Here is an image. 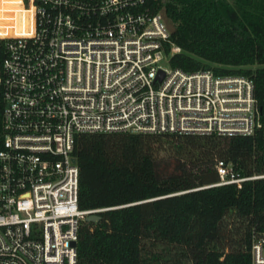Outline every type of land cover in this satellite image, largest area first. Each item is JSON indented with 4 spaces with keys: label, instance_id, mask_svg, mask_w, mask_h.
Instances as JSON below:
<instances>
[{
    "label": "built area",
    "instance_id": "1",
    "mask_svg": "<svg viewBox=\"0 0 264 264\" xmlns=\"http://www.w3.org/2000/svg\"><path fill=\"white\" fill-rule=\"evenodd\" d=\"M150 1L0 3V264H77L80 225L99 211L79 207L78 135H252L261 126L252 77L171 63L176 54L254 59L175 41ZM218 172L219 185L251 178L224 161ZM252 264H264V236Z\"/></svg>",
    "mask_w": 264,
    "mask_h": 264
},
{
    "label": "trees",
    "instance_id": "2",
    "mask_svg": "<svg viewBox=\"0 0 264 264\" xmlns=\"http://www.w3.org/2000/svg\"><path fill=\"white\" fill-rule=\"evenodd\" d=\"M149 4L164 10L175 41L198 52L231 60L253 52L251 64L188 54L171 63L252 77L261 126L252 135H78L79 207L100 220L82 221L77 264H252L264 236V0ZM219 161L251 178L219 185Z\"/></svg>",
    "mask_w": 264,
    "mask_h": 264
},
{
    "label": "water",
    "instance_id": "3",
    "mask_svg": "<svg viewBox=\"0 0 264 264\" xmlns=\"http://www.w3.org/2000/svg\"><path fill=\"white\" fill-rule=\"evenodd\" d=\"M253 58H254V57H253V52H252V55H251V56H243V57H242V59H243L244 61H251ZM163 75H164V72H163V71H160V76L158 77V79H161ZM99 212H100V211L90 213V214L87 216L86 220H88V221H92V222H95V221L100 220Z\"/></svg>",
    "mask_w": 264,
    "mask_h": 264
},
{
    "label": "rangeland",
    "instance_id": "4",
    "mask_svg": "<svg viewBox=\"0 0 264 264\" xmlns=\"http://www.w3.org/2000/svg\"><path fill=\"white\" fill-rule=\"evenodd\" d=\"M170 23V22H169ZM170 25H171V23H170ZM248 42V41H247Z\"/></svg>",
    "mask_w": 264,
    "mask_h": 264
}]
</instances>
